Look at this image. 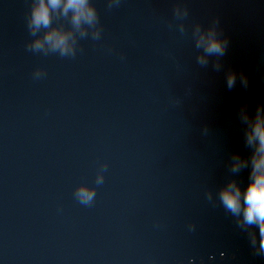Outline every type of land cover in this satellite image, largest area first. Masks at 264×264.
<instances>
[{
  "label": "water",
  "instance_id": "obj_1",
  "mask_svg": "<svg viewBox=\"0 0 264 264\" xmlns=\"http://www.w3.org/2000/svg\"><path fill=\"white\" fill-rule=\"evenodd\" d=\"M258 180L264 0H0V264H264Z\"/></svg>",
  "mask_w": 264,
  "mask_h": 264
},
{
  "label": "clouds",
  "instance_id": "obj_2",
  "mask_svg": "<svg viewBox=\"0 0 264 264\" xmlns=\"http://www.w3.org/2000/svg\"><path fill=\"white\" fill-rule=\"evenodd\" d=\"M72 2H76V0H72ZM209 51L219 52L222 51L221 45L213 40L209 44ZM232 83V77L229 76V84ZM248 202L252 205V210L248 212L249 219L253 216V211L257 216L264 219V181H257L256 186L250 189L248 194ZM227 203L229 207H234L231 199H227ZM262 231H264V227H262ZM262 246H264V242H262Z\"/></svg>",
  "mask_w": 264,
  "mask_h": 264
}]
</instances>
